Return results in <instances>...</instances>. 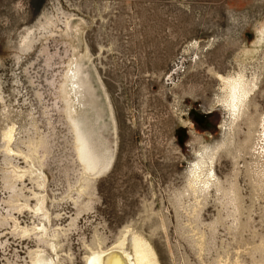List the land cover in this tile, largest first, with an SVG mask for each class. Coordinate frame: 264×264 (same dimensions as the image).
<instances>
[{
	"label": "rangeland",
	"instance_id": "obj_1",
	"mask_svg": "<svg viewBox=\"0 0 264 264\" xmlns=\"http://www.w3.org/2000/svg\"><path fill=\"white\" fill-rule=\"evenodd\" d=\"M130 231L159 264H264V0H0V264H88Z\"/></svg>",
	"mask_w": 264,
	"mask_h": 264
},
{
	"label": "bare ground",
	"instance_id": "obj_2",
	"mask_svg": "<svg viewBox=\"0 0 264 264\" xmlns=\"http://www.w3.org/2000/svg\"><path fill=\"white\" fill-rule=\"evenodd\" d=\"M73 73L75 78H73L74 80L72 81V85L74 86L71 85V88L74 89L76 93L80 94V90L85 86V84L80 80L79 76L82 74L80 64H77L75 70H73ZM221 81L224 85L223 90L226 91V98L224 101L230 108L229 110H231L234 115L237 116L244 107V104L247 102L249 94L252 91L249 87L252 86L249 85V82L246 81L245 76L242 74L221 77ZM86 93L87 91L85 90V94ZM82 102L86 104L84 101ZM72 112L70 117L76 131L79 157L85 164L88 171L96 174L101 173L108 167L110 161L109 158L103 154L102 145L97 135V129L95 125L91 126V122L87 118H84L85 116L83 117V112H81V110L76 111L75 115V112ZM37 264L46 263L42 258H39ZM52 264L55 263L52 262ZM88 264L159 263L150 243L146 239L130 231L118 247L109 252L94 254L89 259Z\"/></svg>",
	"mask_w": 264,
	"mask_h": 264
}]
</instances>
